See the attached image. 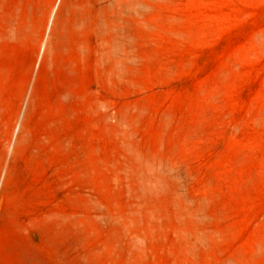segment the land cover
Listing matches in <instances>:
<instances>
[{
    "label": "rangeland",
    "instance_id": "1",
    "mask_svg": "<svg viewBox=\"0 0 264 264\" xmlns=\"http://www.w3.org/2000/svg\"><path fill=\"white\" fill-rule=\"evenodd\" d=\"M0 264H264V0H0Z\"/></svg>",
    "mask_w": 264,
    "mask_h": 264
}]
</instances>
